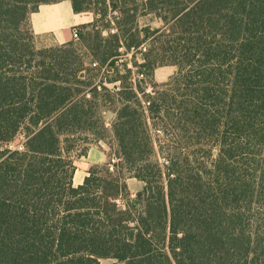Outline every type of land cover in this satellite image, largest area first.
<instances>
[{"label": "trees", "instance_id": "trees-1", "mask_svg": "<svg viewBox=\"0 0 264 264\" xmlns=\"http://www.w3.org/2000/svg\"><path fill=\"white\" fill-rule=\"evenodd\" d=\"M60 1L0 0V264H264V0H69L93 15L91 69L112 90L64 44L25 38ZM150 14L160 28L139 27ZM164 65L176 74L153 84ZM106 104L118 164L74 186L75 144L103 135Z\"/></svg>", "mask_w": 264, "mask_h": 264}, {"label": "rangeland", "instance_id": "rangeland-1", "mask_svg": "<svg viewBox=\"0 0 264 264\" xmlns=\"http://www.w3.org/2000/svg\"><path fill=\"white\" fill-rule=\"evenodd\" d=\"M82 14H88L91 16L93 20V15L91 12H83ZM114 13H109V17H107V20L112 21V16ZM92 20L90 23H92ZM90 23H85L79 26H75V28L79 33V39L78 40H70L66 44H62L65 48V51L68 53L69 56H72L69 60L71 64H78V62L82 64L85 68H94L92 67V62H96L98 65L99 62L94 57L90 56L89 49L93 48L95 45V37L94 33L92 32V29L89 27ZM140 28L143 27H150L151 29H157L162 26V23L159 19H157L154 15H147V16H141L138 17L137 21ZM72 28V29H73ZM97 28L101 33V36L103 38H106L108 34L114 33L115 30L113 28V25H105V22L102 20L98 21ZM71 29V31H72ZM28 34L32 35V45L36 50L38 49H44V48H58L63 47L62 45H54L51 41L50 37L47 35H34L29 30L28 23L25 24V38L28 37ZM123 50L120 49L119 52H122ZM75 58V62H74ZM124 62H127V65L130 67V55L123 56L121 58ZM137 62H141V58L137 56ZM72 65V66H74ZM97 68V67H95ZM93 70V69H91ZM134 73L136 72L135 68H132ZM177 72V68L175 66L171 65H164V66H157L153 70L152 75V83L153 84H164L167 81H169ZM110 77H106L101 79V74L97 71H91V73L82 72L83 78L85 77H92L95 84H100L99 82H103L104 86H106L108 89L112 90L114 84L108 83L107 81L111 80L113 77V74L110 73ZM144 79V78H143ZM106 80V81H105ZM152 83H150L147 79L145 83H140V87L146 90V92H152L153 86ZM123 84H125L123 82ZM126 85V84H125ZM116 86H120V83L117 82ZM108 105L106 108L102 109V119L104 126L106 130L103 132L102 136H92L91 132H88L86 134L88 135H82L78 138V141L75 144V148L73 150L72 156L74 160V166H75V172L76 173V179L80 176H83V178L87 175L88 170L96 165H107L109 163V166H112V164H118V155H117V147L116 142L112 135V124L115 121V108L116 104H106ZM98 138V139H97ZM25 139L23 135H18L17 138L7 144L6 146H3L4 148L8 149H22V144L24 143ZM85 152L84 156H80V154ZM216 154V151H212V155L214 156ZM160 157V156H158ZM96 158L101 159V163H93ZM160 163H162L161 157L158 159ZM116 169V167H115ZM73 182V180H72ZM76 182V181H75ZM128 192L130 194V199H133L135 197V194L142 188L143 183L135 178H129L126 180ZM74 186H77L76 183L73 182ZM99 264H124L119 263L116 260L113 259H101L99 261Z\"/></svg>", "mask_w": 264, "mask_h": 264}, {"label": "crops", "instance_id": "crops-1", "mask_svg": "<svg viewBox=\"0 0 264 264\" xmlns=\"http://www.w3.org/2000/svg\"><path fill=\"white\" fill-rule=\"evenodd\" d=\"M91 20L92 18L88 14H75L71 2L63 0L57 3L40 5L37 11L30 14L29 26L34 35H47L54 45H62L71 40V29L73 27L90 23ZM93 163H101V159L96 158ZM83 179V176L76 179V173H74V183L79 185Z\"/></svg>", "mask_w": 264, "mask_h": 264}, {"label": "built area", "instance_id": "built-area-1", "mask_svg": "<svg viewBox=\"0 0 264 264\" xmlns=\"http://www.w3.org/2000/svg\"><path fill=\"white\" fill-rule=\"evenodd\" d=\"M71 39L72 40H78L79 39V33L75 28H73L71 31Z\"/></svg>", "mask_w": 264, "mask_h": 264}]
</instances>
